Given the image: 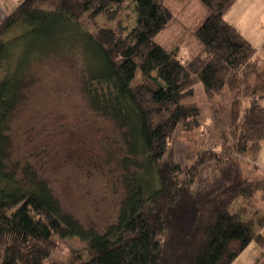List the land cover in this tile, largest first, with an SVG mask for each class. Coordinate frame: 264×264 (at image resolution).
Segmentation results:
<instances>
[{"label":"trees","instance_id":"obj_1","mask_svg":"<svg viewBox=\"0 0 264 264\" xmlns=\"http://www.w3.org/2000/svg\"><path fill=\"white\" fill-rule=\"evenodd\" d=\"M200 1L208 10L194 33L202 48L187 61L156 41L173 19L165 0H23L0 23V264H232L250 243L264 248V174L254 159L264 141V59L225 19L236 0ZM74 47L84 57L90 110L122 130V166L136 169L117 222L103 233L64 212L35 172L25 168L19 179L8 167L10 121L30 66ZM198 83L209 101L225 89L237 93L228 132L191 164L163 162L178 127L201 126L199 105L187 102ZM209 163L216 177L195 192ZM258 201L262 215L246 218ZM74 236L94 255L73 250L68 262L53 260L62 239Z\"/></svg>","mask_w":264,"mask_h":264},{"label":"rangeland","instance_id":"obj_2","mask_svg":"<svg viewBox=\"0 0 264 264\" xmlns=\"http://www.w3.org/2000/svg\"><path fill=\"white\" fill-rule=\"evenodd\" d=\"M165 4L173 12V19L156 41L182 61L190 60L202 48L194 33L206 18L207 7L200 0H165ZM131 10L129 26L135 20ZM105 21V14L97 18L100 24ZM81 25L91 33L96 31L95 24L87 18ZM84 62L82 53L74 47L67 53L51 54L32 63L29 82L10 121L8 167L16 169L19 179L25 168L35 172L39 179L47 181L64 212L71 213L86 228L103 233L117 222L127 192L125 179L136 169L126 171L122 166L126 156L122 130L89 108L84 92ZM139 82L140 72L134 84ZM236 95L225 89L209 101L202 83L195 85L194 96L187 102L199 105L201 126L191 132L178 127L163 162L191 164L199 153L219 149L229 129ZM215 177L213 165H203L193 190H204ZM238 207L239 203H235L232 210ZM262 213V203L258 201L249 206L246 218H257ZM73 250L80 251L85 260L94 255L88 241L74 236L62 239L52 259L68 262Z\"/></svg>","mask_w":264,"mask_h":264},{"label":"crops","instance_id":"obj_3","mask_svg":"<svg viewBox=\"0 0 264 264\" xmlns=\"http://www.w3.org/2000/svg\"><path fill=\"white\" fill-rule=\"evenodd\" d=\"M19 0H0V23L16 8ZM226 21L249 40L264 59V0H236L225 14ZM255 165L264 174V141L255 154ZM264 237V227L260 230ZM232 264H264V248L252 242Z\"/></svg>","mask_w":264,"mask_h":264}]
</instances>
